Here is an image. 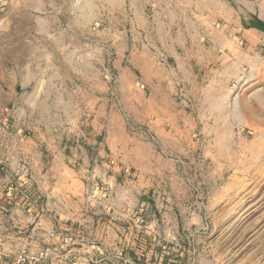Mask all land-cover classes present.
Instances as JSON below:
<instances>
[{
	"label": "rangeland",
	"instance_id": "rangeland-1",
	"mask_svg": "<svg viewBox=\"0 0 264 264\" xmlns=\"http://www.w3.org/2000/svg\"><path fill=\"white\" fill-rule=\"evenodd\" d=\"M120 5L148 16V40L151 15L183 14V40L218 18L214 29L233 22L224 31L253 50L229 71L170 88L149 69L119 81L116 51L103 46L116 32L101 25ZM252 15L264 21V0H0V84L16 68L102 70L105 56L112 109L104 162L63 173L42 203L15 179L16 197L38 208L28 222L17 221L20 208L0 224V264H264V34L246 37L241 25ZM37 213L60 219L33 222Z\"/></svg>",
	"mask_w": 264,
	"mask_h": 264
},
{
	"label": "crops",
	"instance_id": "crops-1",
	"mask_svg": "<svg viewBox=\"0 0 264 264\" xmlns=\"http://www.w3.org/2000/svg\"><path fill=\"white\" fill-rule=\"evenodd\" d=\"M147 18L143 12L127 13L120 5L101 25L105 32H116L103 46H112L116 51L113 68L119 72V81H125L132 71L149 69L156 87L170 88L174 78L191 80L206 73L229 71L242 59H249L253 50L247 41L245 48L236 45L231 38L233 30L224 31L233 22L216 30L212 24L218 18H204L206 26L202 33L198 32L199 38L183 40L182 24L191 22L186 15L162 20V16L153 14L151 22L156 25L152 24L150 33L155 34L148 40L144 24ZM244 31L249 37L250 31L256 30ZM128 53L130 59L124 61ZM110 63L111 59L103 56L102 70L63 73L26 68L20 71L15 67L8 72L6 82L1 80L0 111L4 106L7 111L0 119L1 225L14 223L15 210L20 208L22 216L17 221L32 219L30 210L38 208L29 199L32 187L42 203L48 192L57 193L63 173L76 174L77 169L91 165L92 157L104 162L111 142ZM96 130L99 134H95ZM15 179L23 181L18 183L19 189L29 194L23 199L16 197L19 189ZM58 219L37 213L33 222L47 225ZM47 233L54 232L41 234Z\"/></svg>",
	"mask_w": 264,
	"mask_h": 264
},
{
	"label": "water",
	"instance_id": "water-1",
	"mask_svg": "<svg viewBox=\"0 0 264 264\" xmlns=\"http://www.w3.org/2000/svg\"><path fill=\"white\" fill-rule=\"evenodd\" d=\"M252 20L248 23L241 20V25L244 29H254L262 34H264V21L261 20L257 15L251 16ZM264 55V48H263Z\"/></svg>",
	"mask_w": 264,
	"mask_h": 264
}]
</instances>
